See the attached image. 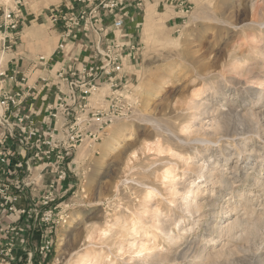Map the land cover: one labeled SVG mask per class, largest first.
<instances>
[{"label":"rangeland","instance_id":"1","mask_svg":"<svg viewBox=\"0 0 264 264\" xmlns=\"http://www.w3.org/2000/svg\"><path fill=\"white\" fill-rule=\"evenodd\" d=\"M22 2L28 14L22 41L35 53L36 46L52 50L48 21L54 1ZM184 13L174 33L158 13L156 34H144L145 18L141 21L138 65L126 89L138 106L110 125L98 144L84 141L70 158L72 172H65L56 188L58 210L69 217L57 228L47 264L81 259L86 264H264V25L255 26L264 22V0H191ZM106 92L90 101L96 103ZM191 99L232 112L222 123L229 141L199 146L197 155L193 145L179 144L186 127L198 126L188 110ZM213 115L200 119L205 124L218 120ZM117 124L129 125V134L104 147ZM235 133L243 136L233 142ZM205 157L215 165L212 171L228 176L229 185L216 174L203 182L197 197L201 208L188 217L176 207L180 187ZM166 167L177 186L164 177ZM141 184L157 193L147 199ZM179 217L182 226L176 227ZM159 220L169 227L172 241L155 227ZM140 246L149 250L141 252Z\"/></svg>","mask_w":264,"mask_h":264},{"label":"built area","instance_id":"2","mask_svg":"<svg viewBox=\"0 0 264 264\" xmlns=\"http://www.w3.org/2000/svg\"><path fill=\"white\" fill-rule=\"evenodd\" d=\"M141 6L142 0H75L67 11L51 15L53 28H62L58 54L65 51L76 31L77 36L87 40L88 56L79 69H67L68 78L62 68L57 73L66 91L56 97L50 128L36 126L30 116L20 112V91H1L0 264H47L57 228L69 217L66 211L58 210L53 182L65 180L68 160L84 141L88 140L91 146L98 144L110 125L130 117L138 106L137 98L130 96L131 90H126L128 84L122 72L126 59L136 60L140 48L125 32V19L132 17L130 10ZM24 15L22 0H13L11 5L0 1L1 53L13 48ZM106 22H110L109 27ZM105 88L107 92L100 100L90 101ZM10 109L13 119L6 114ZM10 140L20 147L18 154L23 153L24 160L13 162L17 154L7 146ZM20 173L22 177L18 176ZM47 174L53 182L38 199L18 205L23 197L21 191L36 190Z\"/></svg>","mask_w":264,"mask_h":264},{"label":"crops","instance_id":"3","mask_svg":"<svg viewBox=\"0 0 264 264\" xmlns=\"http://www.w3.org/2000/svg\"><path fill=\"white\" fill-rule=\"evenodd\" d=\"M54 12L59 10L67 11L69 8L75 5V0H53ZM191 0H142V6L139 9L130 10L132 17L125 19V32L129 34L133 39V43H140V35L138 28L142 24L146 15V10L158 13L161 17L165 18L164 22L169 24L171 33L177 32L180 26V19L184 18V6ZM134 11V12H133ZM27 12L24 15V21L20 27L18 38L13 44V48L10 51L1 53L0 50V93L1 91L17 92L20 91L23 94L21 98V113L27 114L34 121L36 126H42L44 129H48L53 125L51 114L52 108L55 104L56 97L62 92H65L64 82L57 78V73L62 68L66 73L65 78L69 77L68 68L74 70L79 69L87 60L88 50L87 40L84 36H77L76 31L74 36L67 42L66 49L63 53L58 54L57 45L60 42L62 28L55 30L48 21V26L53 32V49L44 51L41 46H36L35 49L38 52H32L29 45L22 41L23 35L26 33L27 28L25 25L28 23L26 18ZM143 22V21H142ZM107 27L110 26V22H106ZM19 41V45L17 42ZM17 45V46H16ZM36 50V51H37ZM40 57H44V61H39ZM137 62L133 58H127L124 62L123 68V80L129 82L134 79V74L137 69ZM1 113V112H0ZM13 119V112L10 109L6 112ZM7 146L11 147L17 155L13 158V162L16 160H24V154H18L20 147L14 141H8ZM30 152H27L28 157ZM71 160V159H70ZM68 165L69 172H72V165L74 161H70ZM22 177V173L18 175ZM53 182L51 175L47 174L45 179L39 182L36 190L30 191L29 189H23L21 191L23 197L17 203L18 205L29 204L32 200L38 199L42 190L48 188L49 184ZM56 188L59 187V183L53 182ZM14 190H11V193Z\"/></svg>","mask_w":264,"mask_h":264},{"label":"bare ground","instance_id":"4","mask_svg":"<svg viewBox=\"0 0 264 264\" xmlns=\"http://www.w3.org/2000/svg\"><path fill=\"white\" fill-rule=\"evenodd\" d=\"M156 18L157 17H156L154 12H152V11L147 12V14L145 16V20H144V26H143V33L144 34L145 33H152V34L157 33V28H158L157 24L158 23L156 21ZM262 25H264V22H256V24H255V26H258V27H261ZM254 82H256V81L254 80ZM143 92L144 91H141V93H143ZM193 99H195V98H193ZM188 110H191L194 112V113L191 112L192 116H193L192 122L194 121V123H195V121H196L198 126L194 130L190 129L189 126L186 127L185 129H188L189 131L186 130L187 131L186 132L187 133L186 138L178 139L179 144L184 145L185 147L187 146V148H188V145H193V149L195 150V154L197 155L199 153L198 152L199 146H202L203 148L208 149V148H210L209 145L214 146L216 143H218L219 141H221L223 139H224V141L229 139V135H225L226 133H224L226 131L223 129L224 126L222 123H223V120L227 117V114H229V113L232 114V112L230 110L225 111V112L215 110V109L211 108L210 105L205 102V100H199V99L198 100H192L191 99L190 102L188 103ZM201 114H202V116H208V115L212 116V114H214L213 116H217L218 120L214 121L213 119L210 118L207 121V123L205 124L204 122H202L203 119H200ZM194 126H195V124L192 125V127H194ZM130 129H131V127L129 125H126V124H117V125L111 127L109 133L107 134L106 139L103 142V146L107 147V148H112V146L115 143L119 142L122 138H125L127 136V134H129ZM222 133H224V134H222ZM218 134L219 135L222 134V137H220V138H218L219 136L216 137ZM170 135L172 136V138L176 139V136H175L176 134L171 133ZM192 135H194L195 137L191 138ZM241 136H243V133H238V134L235 133L233 135H230V137H232L231 140L233 142L236 140L239 141V139H236V138H240ZM214 137H216V138L214 139ZM239 146L243 150L245 149V147H243L244 145L243 146L239 145ZM134 155H135L134 152L129 155L130 156L129 161L132 157H134ZM202 157H204V156H202ZM205 159H206V157H205ZM204 162L205 163L207 162L206 164H209V162H210V163H212V165H209L210 168H208L207 165L204 164ZM196 163L193 166V171L191 172L192 175L190 176L189 180L186 182V184L184 186L180 187L181 191H180L179 195L181 196V198L176 203V207L178 209H180L184 214L188 215V217H189V215H194L201 208V205H198L197 197L199 196L198 193H199V190L201 189L203 182L208 183L212 179V176H214V174H216L217 176H219L220 182L222 181L221 183H223V184L226 183L229 185V183H227L228 181H226L227 180L226 178L228 176L224 177V176H222L221 173L218 174L216 171H215L216 172L215 173L214 171L211 170V169L215 168V165H213V162H211L210 159L207 158L206 160L202 161L200 164H198V163L196 164ZM165 171H166V173H165L164 177L168 178L170 184L177 186V181H176L175 175L173 174L171 169L168 167L167 169H165ZM233 174H234V171H233ZM230 176H232V175H230ZM141 185H143V187L145 186V197L147 199L151 198L152 193H157V190L154 189L153 187H148L145 184H141ZM230 186H232V185L230 184ZM202 205L207 206V204L206 205L202 204ZM158 223H160V224L159 225L157 224L158 226L156 225L155 227L158 228V230H160L161 232H163V234H164L163 236H166L165 238H167L169 241H172V237L170 236L171 234H169L170 233L169 227L167 228L164 225V222H162L160 220ZM181 223H182V219L180 217L178 219L174 220V225L176 227L182 226ZM230 224H229L230 228L237 225L236 222L233 223V225H230ZM61 242H62V240H61ZM59 246H61V243L59 244ZM140 249H141L140 250L141 252L146 250V249L149 250V248L146 246H140ZM158 260H159V258H156L154 261L157 262ZM86 263L87 262H85L84 259H81L78 264H86Z\"/></svg>","mask_w":264,"mask_h":264}]
</instances>
